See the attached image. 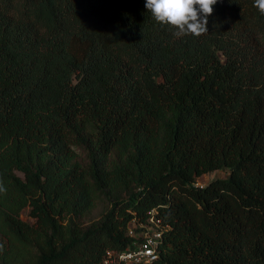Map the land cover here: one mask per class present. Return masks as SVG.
Instances as JSON below:
<instances>
[{"label":"trees","instance_id":"1","mask_svg":"<svg viewBox=\"0 0 264 264\" xmlns=\"http://www.w3.org/2000/svg\"><path fill=\"white\" fill-rule=\"evenodd\" d=\"M145 3L0 0V264H264V15Z\"/></svg>","mask_w":264,"mask_h":264},{"label":"clouds","instance_id":"2","mask_svg":"<svg viewBox=\"0 0 264 264\" xmlns=\"http://www.w3.org/2000/svg\"><path fill=\"white\" fill-rule=\"evenodd\" d=\"M218 0H146L145 8L154 19L175 29V35L199 37L208 32V18ZM254 6L264 15V0H254ZM0 191H3L0 188Z\"/></svg>","mask_w":264,"mask_h":264},{"label":"built area","instance_id":"3","mask_svg":"<svg viewBox=\"0 0 264 264\" xmlns=\"http://www.w3.org/2000/svg\"><path fill=\"white\" fill-rule=\"evenodd\" d=\"M157 227V226H156ZM158 228V227H157ZM131 234V231H130ZM161 234L156 231L152 234H144L141 244L134 250H129L118 255H112L105 260V264H127L129 262L149 263L156 258L157 242L160 240Z\"/></svg>","mask_w":264,"mask_h":264},{"label":"rangeland","instance_id":"4","mask_svg":"<svg viewBox=\"0 0 264 264\" xmlns=\"http://www.w3.org/2000/svg\"><path fill=\"white\" fill-rule=\"evenodd\" d=\"M225 176H226L225 172H223V171H215V172L203 175L200 178H198L197 184L198 185H203V184L207 183L208 181H210V180H212L214 178H222V177H225ZM97 212H98V210L95 213H97ZM21 218H22V220H24L26 222H31V219L27 216V211H24L22 213Z\"/></svg>","mask_w":264,"mask_h":264}]
</instances>
